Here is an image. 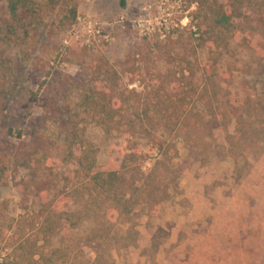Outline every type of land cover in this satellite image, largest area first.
<instances>
[{
	"label": "rangeland",
	"instance_id": "obj_1",
	"mask_svg": "<svg viewBox=\"0 0 264 264\" xmlns=\"http://www.w3.org/2000/svg\"><path fill=\"white\" fill-rule=\"evenodd\" d=\"M6 6L0 0V13ZM39 9L27 33L0 42V264L23 261L20 240L29 237L30 226L38 228L43 204L59 206L76 181L65 179L76 167L65 161L70 136L57 108L71 114L84 142L99 148L101 166L121 163L136 144L142 176L156 162L146 139L108 134L83 116L79 102L100 59L122 68L147 37L163 34L162 40L171 31L182 37L176 54L197 70L210 58L209 48L189 37L197 9L189 0H127L125 8L120 0H78L73 24L62 5L52 10L40 1ZM236 60L257 68L246 51L238 49ZM148 67L162 69L164 63L149 60ZM246 76L249 86L238 79L235 90L261 99L248 135L253 138L237 134L235 122L215 133L202 126L179 134L177 162L185 163V172L178 187L153 209L136 208L137 243L115 250V264H264V75ZM138 84L130 87L140 89ZM81 200L74 198L73 208Z\"/></svg>",
	"mask_w": 264,
	"mask_h": 264
},
{
	"label": "trees",
	"instance_id": "obj_2",
	"mask_svg": "<svg viewBox=\"0 0 264 264\" xmlns=\"http://www.w3.org/2000/svg\"><path fill=\"white\" fill-rule=\"evenodd\" d=\"M40 1L52 10L66 7L68 23L76 21L78 0H7L6 10L0 13V42L10 44L28 32L30 21L39 19ZM189 3L197 7L190 27L195 30L189 37L198 41V47L209 48V61L197 70L187 56L176 54L182 37L174 38L173 31L162 40L163 34L155 39L149 36L135 53L127 55L122 68L100 59L91 74V87L79 102L88 123L106 133L146 139L149 151L156 154L154 166L141 175L142 150L137 144L129 146L133 150L124 154L121 163L101 166L99 148L84 142L71 114L57 108L70 136L65 161L76 167L65 179L76 181L59 202L61 207L52 201L43 204L38 228L30 226L29 237L20 240V264H115V250L137 243L136 208L153 209L170 198L169 189L178 187L185 172V163L177 162L180 152L175 138L179 134L202 126L215 133L235 122L237 134L253 138L248 135L262 110L256 105L261 99L252 93L243 96L235 83L241 79L248 87L251 79L246 75L256 79L264 75V0ZM120 5L125 8L127 0H120ZM238 49L251 53L257 68L241 67L236 60ZM149 60L164 67L153 70ZM125 78L128 81L123 84ZM137 83L140 89L130 87ZM74 198H82L75 208ZM39 241H43L40 246Z\"/></svg>",
	"mask_w": 264,
	"mask_h": 264
},
{
	"label": "built area",
	"instance_id": "obj_3",
	"mask_svg": "<svg viewBox=\"0 0 264 264\" xmlns=\"http://www.w3.org/2000/svg\"><path fill=\"white\" fill-rule=\"evenodd\" d=\"M91 33H93L92 35H96V32L94 33V32H92V30H91ZM97 33H100V32L97 31Z\"/></svg>",
	"mask_w": 264,
	"mask_h": 264
}]
</instances>
